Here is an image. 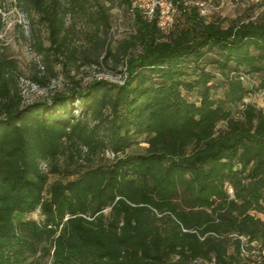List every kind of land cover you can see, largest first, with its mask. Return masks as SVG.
Segmentation results:
<instances>
[{"label": "trees", "instance_id": "obj_1", "mask_svg": "<svg viewBox=\"0 0 264 264\" xmlns=\"http://www.w3.org/2000/svg\"><path fill=\"white\" fill-rule=\"evenodd\" d=\"M23 1L46 23L51 49L72 40L65 16L86 0ZM123 1L135 12L124 41L140 50L122 82L76 81L25 103L9 85L16 60L0 50V264H32L39 247L53 264H246L240 236L264 246V106L245 100L264 89V20L225 26L176 0L180 18L164 31ZM94 21L91 40H107L103 8ZM106 52L116 55L108 44ZM242 73L260 75V85ZM142 134L145 150L127 152ZM70 146L115 155L50 180ZM38 208L41 219L18 217Z\"/></svg>", "mask_w": 264, "mask_h": 264}, {"label": "rangeland", "instance_id": "obj_2", "mask_svg": "<svg viewBox=\"0 0 264 264\" xmlns=\"http://www.w3.org/2000/svg\"><path fill=\"white\" fill-rule=\"evenodd\" d=\"M62 1L70 2V0ZM196 1L185 0V4L190 8L196 6ZM84 5L83 10L79 6H72L71 3V9L65 16L68 28L66 30H69L72 40H66V44L60 48L47 49L51 44L49 31L46 23L40 20L37 11L28 9L23 0H0V10L3 15L0 50L3 55L16 60V67L12 74L8 75L9 77L12 75L9 85L12 92L20 93L23 102L50 99L55 92L68 89L76 81L84 85L94 78H106L116 82H122L125 79L128 55L140 50V46H129V43L124 41L135 32V12L123 0H86ZM204 7L206 13L202 15L206 19L219 20L225 26L250 19L264 20V0H205ZM100 8H103L109 21V25L103 27L106 29L100 32L101 36H106L107 40H91L93 36L91 32L95 30L94 18L99 14ZM180 13L181 10L178 8L174 13L173 22L162 29L169 31L180 18ZM107 44L112 47L116 55L106 54ZM206 66L209 70H217L215 64L208 63ZM36 77L41 78L42 81L37 80ZM252 77L253 80H246V84L248 86L260 85L261 76ZM184 93L189 100L200 101V93L197 89L193 91L184 89ZM223 93V87L213 88L214 97H220ZM245 100L264 106V89L253 91ZM147 145L146 135H138L127 152L144 151ZM81 152L82 156L74 147L66 148L59 159L61 171L52 173L50 180L72 179L84 167L83 164L87 165L90 162L107 164L113 158L107 151L89 153L83 147ZM49 166L46 162L42 163L45 170ZM105 212L108 213L109 208ZM154 214L158 218L166 215L160 211H155ZM21 216L36 219L43 217L39 208L27 214L18 213V217ZM222 236L229 237L228 234ZM230 237L233 238L235 235ZM242 242L243 240L241 244ZM262 247L264 246L259 244H246V250L240 252L241 260L246 264H251L256 259L264 260ZM42 248L39 247L36 252L32 253L29 260H32V264H53L52 252L46 257ZM229 251H234L233 243ZM199 261L202 264H215L210 260L200 259Z\"/></svg>", "mask_w": 264, "mask_h": 264}, {"label": "built area", "instance_id": "obj_3", "mask_svg": "<svg viewBox=\"0 0 264 264\" xmlns=\"http://www.w3.org/2000/svg\"><path fill=\"white\" fill-rule=\"evenodd\" d=\"M133 6L138 8L148 19H155L157 18L158 24L161 28H166L167 25L173 22L174 20V13L178 10L179 5L177 4L176 0H132ZM196 6L198 7L200 13H206L205 0H197ZM241 78L246 80H253V77L242 73ZM107 153L111 154L112 156L115 153L111 150H107ZM229 192L233 193V187L228 186ZM243 240L241 244V250L244 252L246 250V244H254L257 245L261 244L257 241L248 242L247 238L244 236H240ZM264 253V247L261 250Z\"/></svg>", "mask_w": 264, "mask_h": 264}]
</instances>
